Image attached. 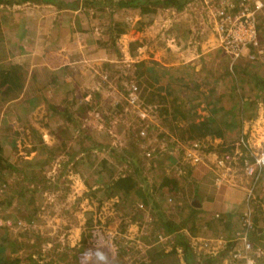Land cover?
Listing matches in <instances>:
<instances>
[{
    "label": "rangeland",
    "instance_id": "1",
    "mask_svg": "<svg viewBox=\"0 0 264 264\" xmlns=\"http://www.w3.org/2000/svg\"><path fill=\"white\" fill-rule=\"evenodd\" d=\"M144 1L139 9L114 3L60 7L68 10L62 18L81 12L71 34L75 43L56 44L65 26L60 18L46 36L56 34L45 47L55 52L44 59L52 72L44 74L46 88L37 89L47 103L13 104L7 111L0 103V147L8 165L0 219L12 222L0 228V247L9 256L0 264H186L185 241L201 256L193 264L209 261L218 242L223 245L218 255L226 254L232 264H255L264 256L251 251L233 259L242 245L235 233L251 241L255 229L264 232V169L247 170L264 149V57L259 62L223 54L213 39L208 0H183L180 10ZM259 15L263 34L264 11ZM22 55L27 70L32 54ZM35 69L28 74L37 76ZM25 73L0 79V93L17 99ZM6 84L17 88L3 89ZM143 85L151 86L147 93L155 88L147 102L140 98L147 94ZM31 92L36 97V90ZM161 94L184 114L170 127L154 108ZM215 118L212 130L221 138L209 134L191 146L178 140L181 127ZM197 173L213 176L214 186L211 177L203 182L205 193H244L232 224H213L210 236L201 227L205 237L196 228V213L195 227L184 221L192 204L184 207L188 202L178 193L186 183L187 196L204 189ZM126 175L134 176L136 187L126 198L111 196L117 179ZM245 219L251 226L247 233ZM163 222H172L181 237L169 234Z\"/></svg>",
    "mask_w": 264,
    "mask_h": 264
},
{
    "label": "crops",
    "instance_id": "2",
    "mask_svg": "<svg viewBox=\"0 0 264 264\" xmlns=\"http://www.w3.org/2000/svg\"><path fill=\"white\" fill-rule=\"evenodd\" d=\"M12 1L4 0V2L0 3V79L6 80L7 75L13 74L14 76V74L19 71L26 73L24 76H22V78H20L21 85L18 88H23V90L20 91L19 96L16 97L17 99L8 100L7 99L9 96L8 94L5 95V93L4 94L0 93V103L2 104L5 103V108H4L5 111L9 110V108L11 107H14L11 106L13 104L21 106V105H25L26 103H32L33 101H37V102L41 101L43 103H47L43 92L37 91V89L46 88L44 74L47 73L48 71L52 72V68L49 66L50 63L47 60L45 62L44 59H46L45 57L47 55L48 56L51 55L50 53L55 54V52L48 53L45 47L46 45H48L47 44L49 43L48 41L50 40L54 41L53 36H55L56 34H53V36L50 35L49 37L46 36L49 35L48 32L52 30L53 25L57 23L58 18H60L59 23L65 26H63L61 32L57 33L59 34L60 39H55L56 44L60 46V42L65 43L66 41H67L66 45L70 41L75 43L74 36H72L71 34L73 30H77V15L75 14L76 13L80 14L81 12V9L76 11H70L69 14H74V13L75 14L73 16L70 15L67 18L66 17L62 18V16H59L61 13L68 12V10H66L67 8L62 9L60 7H68V5L71 4V2H73L72 0L48 1V3H53V4L40 3L43 1L45 2L46 0H38V1L33 0V1L18 2V3L16 1L15 4ZM58 3L61 4L58 5ZM55 7H58V9H62V10L61 11L57 10V8ZM30 42L32 46L28 47ZM23 50L26 51L28 50L29 54H32V58H33L32 59L33 64L31 68L27 70L25 69L27 68L26 64H23L24 60H19L23 56L22 55ZM59 50L61 51L62 49L59 48ZM66 64H69L68 60L66 61ZM34 66H36L35 72L37 73L39 72V74L37 76H30L28 73L29 71L33 70ZM15 77L18 78L19 76L16 75ZM55 83L58 84V81H55ZM16 84H18V82H16ZM2 87L3 84L0 86V89ZM7 88H17V87L11 84H6L3 89H7ZM31 89L36 90V97L34 92H31ZM0 120H3L1 115H0ZM193 168L197 170L202 169V167H197V168L193 167ZM193 176L196 177L197 185H199L201 188H204L205 183L203 182L206 178L209 179V177L211 178L213 177L211 174L204 177V173L203 175H199L197 173L194 174ZM211 182L210 184L214 186L213 178ZM201 190H202L201 192L200 191L194 193L192 192V194L188 192L190 193V195L188 196L187 194H185L186 192H184L185 191L184 189H182V192L179 191L178 193H180L179 197L181 199H184L183 201H187L188 205L192 204L193 208L197 210L196 215L198 216L197 219L199 220V222L197 223L196 228H198V231L200 230L199 231L200 235L204 236V234L201 233V229H200L202 227L205 230V232L210 236L211 234L210 228L213 226V224L219 223L224 227L229 226L236 219V217L238 216L237 214H240L238 210H240L241 208L240 206L238 207L239 205L238 202L241 199L243 200L244 193L236 189L235 193L240 194V197H236L234 195L229 197L228 195L225 194L222 195L220 193H217L216 195L205 193L207 192L204 191L206 190V188ZM197 194H199V197L197 196ZM222 196H225L229 199L225 197L222 198ZM194 197L195 199H193ZM183 204L184 207H187L186 203ZM217 215L221 216L223 219L222 220L217 219L216 218ZM203 217L205 218L204 221H203ZM251 243H253V247L255 246L256 248L260 247L261 249H264L263 230H258L256 234H254V236L251 237ZM222 246L223 245L218 242L219 250L217 249L216 252L213 253V256L210 257V260H213L215 264H232L231 258L230 259L226 258V254L224 256L218 255V253L222 250ZM232 246L233 244L229 245V247L233 248ZM214 254H216L217 256H215ZM195 256L196 255H194V261L195 259L201 260L199 259V257L201 258V256L198 257ZM256 259L257 260L255 261V264L256 263L264 264V256ZM183 260H184V252H183ZM210 260L205 261L202 264H211L210 262L213 261Z\"/></svg>",
    "mask_w": 264,
    "mask_h": 264
},
{
    "label": "built area",
    "instance_id": "3",
    "mask_svg": "<svg viewBox=\"0 0 264 264\" xmlns=\"http://www.w3.org/2000/svg\"><path fill=\"white\" fill-rule=\"evenodd\" d=\"M209 18L213 27V39L223 54L236 60L245 56L252 61H259L264 57V33L259 26V14L264 11V0H208L206 2ZM263 41V42H262ZM264 169V149L256 157L255 165L247 167L249 172ZM6 185L0 181V203L4 198L3 193ZM249 219V218H248ZM248 219L244 220L242 231L247 233L249 227ZM11 227L12 222L0 219V227ZM246 235V234H245ZM238 236V237H236ZM235 240L242 241L241 251H235L234 260H240L242 252H251L257 256L263 254L262 249L257 252L253 250L247 235L236 233ZM243 236V238H241ZM246 264H251L246 262Z\"/></svg>",
    "mask_w": 264,
    "mask_h": 264
},
{
    "label": "trees",
    "instance_id": "4",
    "mask_svg": "<svg viewBox=\"0 0 264 264\" xmlns=\"http://www.w3.org/2000/svg\"><path fill=\"white\" fill-rule=\"evenodd\" d=\"M18 1L19 2H25V1H33V0H17V2ZM34 1H38V0H34ZM48 1L49 0H46L45 2H48ZM2 2H4V0H0V3H2ZM144 2H145L144 0H75V1L71 2V4H69L68 7H72L73 5H77V6L80 5V8H85V7H89V6L95 7V5L102 6V5H105L107 3H114V5H118L121 8H132V9L138 8L139 9L141 7V5L144 4ZM155 3H156L155 8H157V6H158V7H161L163 9L169 7V8H173L175 10H180L182 8L180 4L181 3L183 4V0H156ZM146 4H148V3H146ZM148 6H151V5H148ZM142 9H143V7H142ZM149 88H151L150 85H147L146 87L144 86V91L146 89H147V91H149ZM159 90L161 92H163L166 90V88L160 87ZM154 91H155V88L151 89L150 93L148 92L149 94L145 91L148 95L147 94L146 95L141 94V96H140L141 100L146 101V102L148 101V99L151 100V98L154 96V94H153ZM158 97L161 100L158 103H156V105H154V108H157L156 111H160V116H162V119L164 120V122L167 123V125H165V126L170 127V125H174V123L178 120V118H179L178 115L182 116L184 114H180V112L178 110H176L174 107L170 106V104H167L163 94H161V97L160 96H158ZM149 102H151V101H149ZM152 104H154V103H152ZM211 113L213 115H215L216 113H218V109L211 107ZM182 117H184V116H182ZM214 121H216V118L210 119V120L208 119V120L201 122V123H198V124H193V126L191 125L192 123L188 124L189 126H183L179 129L180 134L177 135V138L180 141H184L188 146L189 145L191 146L193 143H196L199 145L202 138L208 136L209 134H217V135H214V137L215 138H221V136H223L221 133H219V134L214 133L212 130V127L214 125ZM183 136H185V137H183ZM210 136H212V135H210ZM171 139H173V137H171ZM98 150L101 152V149H98ZM122 153L123 154H121V155L123 157L126 155L127 158H130V156H129L130 154H129L128 150L122 151ZM126 156H125V159H126ZM93 160H94V158H91V161H93ZM177 160H179V159H177ZM128 162L133 163V161H130V160ZM106 163H107V161H104V164H106ZM185 164H186V162H183V166L186 168L188 164L187 165H185ZM133 165H134V163H133ZM7 166L8 165H6V161L3 159V156H2V148L0 147V181L4 185H6V188H5L6 191L2 195V196H4V198L1 199L0 206L3 205V203H4L3 201L6 197V195L8 194L7 193L8 183H7V181L4 177V174H3V171L7 170V168H8ZM184 167H182V169H184ZM181 175H182V173L180 174V172H179V175L174 174L173 176H171V179H174V176L176 177V176H181ZM178 181L181 182L182 184H184V182H185V180H178ZM135 184L136 183H135L134 176H129V175L127 176L126 175L125 177H119L117 179V182L115 183V186L112 185V186L117 187V188H115L114 192L112 191L111 196L119 193L126 198L127 195L129 194V191H131L133 189V187H136ZM187 185H188V183H186L185 186H187ZM187 187H185V189L183 187L182 188L184 190H186ZM182 188H181V191H182ZM194 192H195V190L193 189V193ZM144 205L146 206V204H144ZM187 205H188V203H187ZM189 206H190V204H189ZM190 208L192 210V212H191L192 214L190 213L189 215H187V217L184 219V221L185 220H187V221L191 220L190 226H191V228H193V226L195 227V221H196L195 213L197 210L193 208V205ZM187 221H185V222L187 223ZM165 225L168 228L169 234H177L176 237H179V238L181 237L178 233H176L177 229L175 228V225L172 222H167V223L163 222L162 226H165ZM184 225H186V224H184ZM4 228L6 229L8 227L4 226L3 229ZM181 228H186V227L182 226ZM258 230L259 229H255V234ZM234 237H235V235H234ZM182 238H184V240L187 239L185 236H183ZM181 249L184 252V262H186V264H193L194 263V253H193L190 245L188 243L186 244V241H185V242H183ZM5 250H6L5 247H0V259H2L3 261L8 263L9 256L4 255Z\"/></svg>",
    "mask_w": 264,
    "mask_h": 264
},
{
    "label": "clouds",
    "instance_id": "5",
    "mask_svg": "<svg viewBox=\"0 0 264 264\" xmlns=\"http://www.w3.org/2000/svg\"><path fill=\"white\" fill-rule=\"evenodd\" d=\"M216 218H217V219H219V220H221V219H220V218H221V216H219V215H217V216H216ZM250 242H251V241H250Z\"/></svg>",
    "mask_w": 264,
    "mask_h": 264
}]
</instances>
